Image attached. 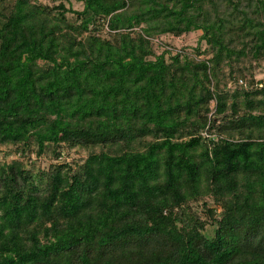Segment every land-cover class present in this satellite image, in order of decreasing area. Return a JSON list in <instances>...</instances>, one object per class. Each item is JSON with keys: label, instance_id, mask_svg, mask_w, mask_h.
<instances>
[{"label": "trees", "instance_id": "obj_1", "mask_svg": "<svg viewBox=\"0 0 264 264\" xmlns=\"http://www.w3.org/2000/svg\"><path fill=\"white\" fill-rule=\"evenodd\" d=\"M78 1L0 0V264H264V0Z\"/></svg>", "mask_w": 264, "mask_h": 264}, {"label": "rangeland", "instance_id": "obj_2", "mask_svg": "<svg viewBox=\"0 0 264 264\" xmlns=\"http://www.w3.org/2000/svg\"><path fill=\"white\" fill-rule=\"evenodd\" d=\"M43 3H49V4H53V3H58L60 0L54 1V0H41ZM63 2L65 3L66 6H68L69 4L73 7V8H80L81 4L78 0H63ZM200 32L199 31H195V32H191L182 36H170V35H164L161 37V39L167 43L171 48L173 49H180L183 47H194L197 45L198 43V36H199ZM202 47H204V45H201ZM256 78H262L264 80V61H262L260 63L259 68L256 69ZM11 150V147H5V146H1V152H5L8 150ZM2 153H0L1 157H2ZM83 155V153H76V151H70L69 155L64 154V158L67 160H71L72 158L77 159V158H81V156ZM15 155H10L7 157V159H11L14 158ZM32 158V160H35L36 164H39L41 166H46L48 164V162L50 161V156L49 155H45L42 157H36L34 154H31L30 156ZM63 158V159H64Z\"/></svg>", "mask_w": 264, "mask_h": 264}]
</instances>
